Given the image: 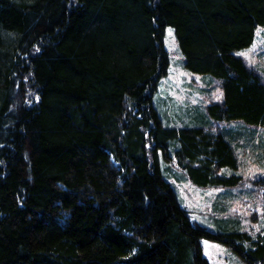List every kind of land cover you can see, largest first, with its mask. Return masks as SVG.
<instances>
[{
	"label": "trees",
	"instance_id": "trees-1",
	"mask_svg": "<svg viewBox=\"0 0 264 264\" xmlns=\"http://www.w3.org/2000/svg\"><path fill=\"white\" fill-rule=\"evenodd\" d=\"M167 26L220 81L207 117L264 126V80L236 54L264 0H0V264H208L201 238L264 264V226L192 222L166 178L174 161L199 187L241 180L219 172L237 166L224 132L152 101Z\"/></svg>",
	"mask_w": 264,
	"mask_h": 264
},
{
	"label": "rangeland",
	"instance_id": "rangeland-1",
	"mask_svg": "<svg viewBox=\"0 0 264 264\" xmlns=\"http://www.w3.org/2000/svg\"><path fill=\"white\" fill-rule=\"evenodd\" d=\"M163 46L169 60L168 68L152 97L163 123L200 126L195 118L207 119L208 128L221 130L228 136L236 158V169L225 167L219 172L241 177L238 185L233 187H199L184 176L174 161L162 163L180 205L187 210L192 222L213 231L220 221H228L250 233L261 230L264 226V185L260 183L264 177V126L255 127L238 121L219 123L209 119L206 105L222 100L220 81L184 66L183 54L170 26L164 30ZM236 54L264 80V27H256L252 42ZM200 246L208 264H247L221 242L201 238Z\"/></svg>",
	"mask_w": 264,
	"mask_h": 264
}]
</instances>
